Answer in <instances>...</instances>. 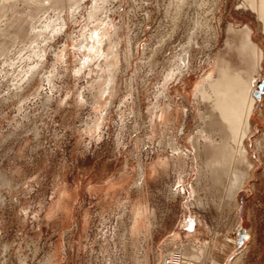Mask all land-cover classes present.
I'll return each instance as SVG.
<instances>
[{"label":"rangeland","instance_id":"1","mask_svg":"<svg viewBox=\"0 0 264 264\" xmlns=\"http://www.w3.org/2000/svg\"><path fill=\"white\" fill-rule=\"evenodd\" d=\"M241 1L106 0L102 16L117 26L113 39L117 64L107 114L96 130L99 135L94 136L84 133L85 123L98 113L92 107L95 89L88 90L87 86L101 72L92 65L90 73L75 74L77 54L71 49L87 21L85 9L75 11L73 18L70 12L64 13L62 30L41 36L39 45L45 46L46 54L38 75L55 72L54 87L50 90L44 82L34 97L31 93L38 82L34 81L20 104L15 100L6 103L4 98L16 83L21 65L36 60L35 56L20 58L31 51L14 52L27 46L32 35L30 9L18 1L14 13L8 10L7 15L14 19L9 31L16 37L5 40L6 53L0 51V264H46V260L52 264H132L135 256L146 252L148 264H160L162 252L166 248L170 254L173 251L164 246L165 238L172 231H180L181 242L190 251L184 233L198 229L199 224L205 231L199 238L206 241V247L213 237L219 248L204 250L189 262L212 264V255L221 264H232L236 257V264H264V93L258 98L253 95L252 129L245 141L253 168L234 196L226 195L227 181L216 184L206 173L195 178L199 168L190 158L183 173L184 181H189L184 190L177 184V168L171 161L167 172L147 176L142 192L133 183L138 164L147 170L158 156L170 154L169 148L158 144L160 126L152 124L154 118L148 109L177 52L189 50V69L180 82H168V96L173 109L186 113L175 124L173 134L180 146L188 148L189 136H197L198 106L187 93L209 61L224 50L226 28L231 25L240 32L247 24L252 29L251 40L264 53L262 23L241 7ZM90 2L84 0L82 6L88 9ZM64 4L68 11V3ZM53 14L51 9L38 13L36 19H41L35 20V25L40 26L46 15ZM5 18L3 15L1 23ZM197 22H202L199 29ZM191 32V46L183 49ZM65 45L66 61L54 53ZM5 55L13 57L12 65L5 62ZM252 75L258 81L264 79V59ZM81 90L86 99L83 106L75 102ZM48 93L52 99L45 102ZM172 190L180 192L174 199L169 197ZM141 193L150 209L151 225L150 238L140 247L137 244V249L127 239L123 241L122 232L129 202ZM63 198L68 208L66 218L57 206ZM185 215L194 216L200 223L181 224ZM227 237L235 242L227 243Z\"/></svg>","mask_w":264,"mask_h":264},{"label":"bare ground","instance_id":"2","mask_svg":"<svg viewBox=\"0 0 264 264\" xmlns=\"http://www.w3.org/2000/svg\"><path fill=\"white\" fill-rule=\"evenodd\" d=\"M18 1L24 2L25 6L30 9L28 15L29 23H31L30 29L32 35L28 39L27 46L23 45L14 52L18 53L21 50L31 51L32 54L27 52L24 57L20 56V54L18 55L22 60H29L32 56H35L36 60L32 63H27L26 66L25 64L21 65L18 71L19 77L16 83H14L11 91L6 93V98H4V100H6V103L15 100L20 104V102L27 97L24 96L27 87L29 85L31 86L34 81H38L31 93L34 97L40 93V89L44 82L48 84L50 90L54 87L53 80L56 78L55 72L50 71V73L44 77H39L38 75L39 68L43 64L44 55L46 54L45 46L39 45V42L42 37L46 36V33L62 30L65 26V21L62 17L64 13L67 12L69 14L70 12L73 18L75 11L85 9L87 21L81 27L79 37L76 42L71 45V49H74L77 54L76 56L73 52L75 55L74 57L77 58L76 63L78 64L74 67L75 74L86 70V73H90L93 69L90 67L92 65H95L101 72H99L98 79L87 86L88 90L95 89L92 92V107L98 113L94 119L85 123L84 133L94 136V133H96V130H99L107 114L106 109L112 98L110 85L112 84V72L117 64L116 47L113 41L117 26L107 16V18L102 16V14L106 12V7L104 5L106 0H91L90 5L88 4V9L82 6L84 0H46L45 3L44 0L0 1V38L4 40V42L0 40V51L2 53L7 52V42H5V40L12 41L16 37V34L12 35L9 31V27L14 20L12 18L13 16L9 18L7 14L8 10H10L11 13L15 12V6ZM181 1L182 0H179V2ZM64 2H67L69 5L70 9L68 11H66ZM240 5L255 14L262 23L264 33V0H242ZM49 9H51L54 14L52 16L46 15L45 19L41 21L40 26H37L38 24L35 25L34 21L41 19H36L38 13H44ZM179 9L180 7L178 10ZM3 15L6 16L5 20H7L1 23ZM201 24L202 22H197V29H199ZM237 31L238 29L231 25L226 28L224 50L219 51L217 56L209 61L208 68L190 84L191 89L187 93V96L188 98L192 96L196 100L198 106L197 136H189L187 143L190 148L187 146H180L173 134L175 124L181 122L186 113L180 110V108L173 109V107H171L168 96V82L174 79L180 82L185 76V71H188L189 50L186 48L191 46L190 40L193 38L194 33L191 32L189 34L188 43L185 45L187 47L183 48L186 49L184 53H176V59L173 65V67H175H171V69L164 74L162 88L155 94V101L148 109L150 113H152L151 118H154L152 124L154 126H160L158 131V144L169 148L170 154L164 157L158 156L147 170L138 164L139 171L133 183L141 192L147 183V176L153 177L156 173H159V171H162V173L164 171L167 172L170 167V161L173 167L175 169L177 168L174 170L177 173V184H180L183 190L184 184L186 185L189 183V181H184L183 173L186 172L187 162L190 158L193 162L195 160L197 161L199 168L195 174V178L198 176L202 177L204 173H206L214 178L216 184H222V182L227 181V196L236 193L243 179L253 168L252 162L248 158V149L246 148L245 141L252 129L250 121L255 108L253 92L255 86L259 82L252 74L262 67L264 53L263 50L251 40L252 29L247 24H244V26L239 29L240 32ZM163 45L160 44V47ZM65 47L66 45L63 46V49L54 52L56 58L66 61L68 48L66 49ZM232 52L234 55H232ZM9 58L10 56L5 55V62L7 61L9 65H12L13 61L11 59H13V57H11V59ZM102 73H105L106 76L101 77ZM36 77H38V80ZM115 84L117 83L115 82ZM175 92L178 94L180 93L178 86H175ZM51 95V93H48L45 96V102L52 99ZM75 102L76 105L79 106H83L86 103L82 90L76 94ZM20 107L21 105L18 106V109H20ZM155 119H157V122ZM96 134L99 135L98 132ZM116 184H114V186ZM104 187L106 188V186ZM189 189L194 196L195 188L192 183H190ZM231 190L232 192H230ZM177 194H180L179 190H172L169 196L170 199H174ZM144 195L145 194L141 193L129 202L128 213L126 212L127 224L122 232L123 241L127 239L126 242H130L132 245L134 244L135 248L137 244H139L138 247H140L142 243L148 241L150 238V209ZM63 200L64 201L60 200L57 206L62 211L64 215L63 218H66L68 216V208L65 203L66 200L64 198ZM193 221L196 223L198 220L194 216L190 218V216L185 215L181 224H190ZM199 223L197 222V224ZM197 228L198 229L194 231L188 230L184 233L190 251H187L185 245L181 242L180 231H172L164 240V246L173 249L172 254L169 253L170 248H166L161 254L160 264H166V260L177 258H179L180 264H193L189 261H191V259L194 261L204 250L214 251L219 248L213 241V237L210 240L209 248L206 247V241L203 238H199V234L205 235V231L201 230L200 224ZM204 229L206 230V228ZM226 242L234 243L235 239L233 237H227ZM226 242L221 246L225 247L227 244ZM221 246L220 248H222ZM209 257L212 258V264H221L216 262L212 255ZM238 258L239 257H236L232 261V264H236ZM45 263L52 264V261L46 260ZM132 264H148L147 252L143 253L140 257L135 256Z\"/></svg>","mask_w":264,"mask_h":264},{"label":"water","instance_id":"3","mask_svg":"<svg viewBox=\"0 0 264 264\" xmlns=\"http://www.w3.org/2000/svg\"><path fill=\"white\" fill-rule=\"evenodd\" d=\"M258 89L254 90L253 94L256 98L259 97L260 93H264V79L257 83Z\"/></svg>","mask_w":264,"mask_h":264},{"label":"built area","instance_id":"4","mask_svg":"<svg viewBox=\"0 0 264 264\" xmlns=\"http://www.w3.org/2000/svg\"><path fill=\"white\" fill-rule=\"evenodd\" d=\"M167 264H180L179 263V258L172 259V260H167Z\"/></svg>","mask_w":264,"mask_h":264}]
</instances>
